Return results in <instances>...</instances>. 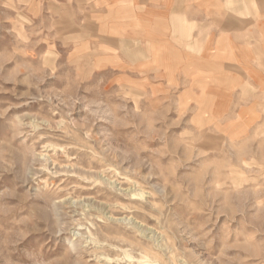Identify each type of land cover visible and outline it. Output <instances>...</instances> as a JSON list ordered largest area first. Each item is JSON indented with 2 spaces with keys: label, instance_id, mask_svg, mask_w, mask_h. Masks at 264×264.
Returning <instances> with one entry per match:
<instances>
[{
  "label": "rangeland",
  "instance_id": "rangeland-1",
  "mask_svg": "<svg viewBox=\"0 0 264 264\" xmlns=\"http://www.w3.org/2000/svg\"><path fill=\"white\" fill-rule=\"evenodd\" d=\"M72 2L0 0V264H264V116L201 127Z\"/></svg>",
  "mask_w": 264,
  "mask_h": 264
},
{
  "label": "crops",
  "instance_id": "crops-1",
  "mask_svg": "<svg viewBox=\"0 0 264 264\" xmlns=\"http://www.w3.org/2000/svg\"><path fill=\"white\" fill-rule=\"evenodd\" d=\"M70 11L105 69L180 89L201 127L235 122L249 132L263 121L264 0H73Z\"/></svg>",
  "mask_w": 264,
  "mask_h": 264
}]
</instances>
